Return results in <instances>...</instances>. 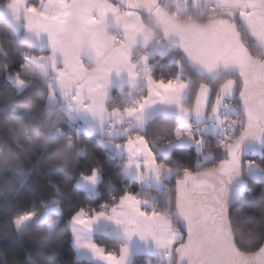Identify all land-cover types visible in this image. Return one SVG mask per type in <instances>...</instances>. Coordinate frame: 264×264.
<instances>
[{
	"label": "snow or ice",
	"instance_id": "snow-or-ice-1",
	"mask_svg": "<svg viewBox=\"0 0 264 264\" xmlns=\"http://www.w3.org/2000/svg\"><path fill=\"white\" fill-rule=\"evenodd\" d=\"M27 11L37 42L47 33L52 54L33 61L38 69L17 58L14 71L0 68V83L6 72L20 89L39 77L47 85L49 106H56L59 89L69 118L81 111L103 118L111 74L127 71L135 77L136 66L143 64L148 93L123 112L136 116L142 127L144 116L136 114L158 102L166 104L181 121L175 139L197 146L194 163L186 164L171 156L170 141L162 149L169 163L156 159L147 137L128 135L126 171L133 166L139 171L143 154L145 167L159 183L172 181L165 201L153 202L149 210L141 207L147 201L126 191L112 205L111 215L105 210L88 215L80 208L70 218L77 245L82 237L76 226L105 217L121 226L128 242L118 252L88 245L108 264H128L136 236L152 246L160 264H264V0H123L122 5L37 0ZM109 15L120 29L111 36L100 27ZM74 32L86 35L96 67L74 55L79 42L72 39ZM138 46L145 51L133 60ZM170 52L175 67L168 78H157L149 58ZM57 56L63 57V67L55 66ZM112 112L120 114L121 109ZM98 178L99 169L93 168L80 182L94 185ZM31 215L18 217L17 226Z\"/></svg>",
	"mask_w": 264,
	"mask_h": 264
},
{
	"label": "clouds",
	"instance_id": "clouds-1",
	"mask_svg": "<svg viewBox=\"0 0 264 264\" xmlns=\"http://www.w3.org/2000/svg\"><path fill=\"white\" fill-rule=\"evenodd\" d=\"M17 58L9 52L5 67L14 71ZM47 92L37 77L24 93L0 99V219L13 225L21 199L60 197L66 218L55 225L41 220L26 233L35 257L30 264H74L70 218L83 196L77 177L100 162L99 153L90 137L70 128L59 109L48 105Z\"/></svg>",
	"mask_w": 264,
	"mask_h": 264
},
{
	"label": "trees",
	"instance_id": "trees-1",
	"mask_svg": "<svg viewBox=\"0 0 264 264\" xmlns=\"http://www.w3.org/2000/svg\"><path fill=\"white\" fill-rule=\"evenodd\" d=\"M6 1L8 0H0V3H4ZM31 1L34 4L37 3V0ZM113 1L118 3L117 0ZM18 35L19 34L16 32L14 26L11 25V23L6 18L0 16V68L5 67L3 62L8 56L9 52H15L18 54V59L21 62L27 64L28 67L38 69L36 64L33 62V57L25 59L24 51L27 49L31 50V52L35 55H38L42 52H40L37 48L28 45L23 40L22 44H18ZM173 54V52H170L167 55L156 56L157 62L155 67L152 69V74L154 76L160 78L164 75H171V71L175 67V65L170 64ZM28 88L29 87H25L24 89L20 90L13 76L6 72L3 75L2 83H0V99L4 97L5 93H8V98L11 99V94L20 95ZM111 104L116 106L120 105L117 99H114ZM60 112L63 114L67 124H69V117L63 111ZM178 125L179 123L174 117L160 115L149 121L147 134L152 135V137H160L161 144H168L170 141L173 143L175 141V129ZM76 132H83L92 139L96 145L97 152L99 153L97 160L100 161L91 169L86 168L81 171L77 177V182L82 175H90L93 168L99 169L101 179L98 185V196H92L86 190L79 187L83 196L81 200L75 205V210L73 213H75L80 208H99L102 202L111 201L114 196H116L118 199L120 194L126 191L137 192V183L130 182L126 177L123 160L118 158L112 150L104 146L98 134L89 133L86 131ZM196 155L197 149L194 145H174L171 150V156L173 158L179 159L181 162L186 164L194 163ZM159 159H162V161L167 160V162L171 163V160H168L167 157L159 156ZM171 183L172 181L167 180L166 186L170 185ZM138 194L140 196L150 198V200L158 199L160 204H163L165 201L166 192H163L162 189L159 190L155 187L151 188L150 190L142 189L138 192ZM249 195H251V193ZM17 209L19 212L14 217L13 225L7 226L3 223V220L0 219V264H5V261H7L8 264H30L31 261L35 260V257L31 254V249L28 247L27 243L26 233H28L30 230V226L39 225L43 216L46 217L42 220H47L50 225L60 223L66 218V209L61 204V198L58 196H53L51 199L47 200L41 197L21 199L17 204ZM28 213H32L34 217L40 216V219H34L33 217L27 222L26 228L21 229L20 226H17L16 220L18 217L25 216ZM96 241L100 245L105 246L108 250H119L121 246L118 239L115 237H110L107 234H99L96 237ZM146 255L148 254H136L131 260L132 264H144L143 258ZM73 260L74 264H94L92 261L79 259L76 255L75 247Z\"/></svg>",
	"mask_w": 264,
	"mask_h": 264
},
{
	"label": "crops",
	"instance_id": "crops-1",
	"mask_svg": "<svg viewBox=\"0 0 264 264\" xmlns=\"http://www.w3.org/2000/svg\"><path fill=\"white\" fill-rule=\"evenodd\" d=\"M111 3L117 4L115 1L110 0ZM127 10V9H126ZM24 22H26L24 20ZM101 31L104 32L106 35H114L117 32L120 31V29L117 27L115 20L109 15L105 21H102L101 25ZM16 30V28H15ZM16 32L20 35L22 40L27 43L30 46H33L37 48L40 52V56H34L33 61L37 58H43L44 60H47V58L52 54L51 48H50V42H49V36L47 33H44L40 40L41 42H37L36 40V32L34 29H30L28 25H24L22 29L16 30ZM72 39L78 40L79 42L76 43L73 47L74 55L86 66L88 67H96L97 66V56L96 53L91 49L90 45L87 42L86 35L82 32H74L72 33ZM68 43H72L71 40L68 41ZM142 50L139 53V56L142 55L145 51L143 47H137L134 49V53L137 52V50ZM161 55L159 53L154 54V56ZM138 56V57H139ZM133 60H135V56L133 54ZM150 63V58H149ZM36 64V63H35ZM37 68L38 65L36 64ZM55 66L57 68L63 67V57L57 56L55 60ZM137 70V66L135 71ZM49 72H52V66L49 65ZM137 72V71H136ZM140 84H143L146 88L145 95L148 93V87L147 82L144 78V75H137L135 77L130 76V74L127 71L122 72L121 74L117 75L116 72H113L107 81V90H108V97L106 99V113L103 116V118L99 116H93L90 113L86 112H78L73 113V116L69 118L71 122H75L77 124V131H86L89 133H96L100 136V140L106 146L108 149L112 150L114 154L123 160V166L125 169V161L128 158V150L125 144V141L128 138V135H134L136 133H139L142 136L147 137L148 142L153 149V151L156 153V159L158 161H162V159H159V156L166 157L164 153L162 152V149L168 147V144H161L160 139L158 137H152V135L147 134V127L149 121L153 120L157 116L160 115H168L171 117H174L179 125L181 124V121L178 119L176 115V111L174 108H170L166 104L163 103H156L154 105L146 107V110L142 114H136V115H143L144 116V124L143 126H138L136 121V116H130L127 113L123 112V109L120 108L118 105H112L111 103L115 99V94L118 91L128 89V88H135L139 86ZM56 95L58 102L56 106L60 103L64 104L63 98L60 96L59 89L56 90ZM144 95V96H145ZM143 98V97H142ZM140 98V100L142 99ZM139 100V101H140ZM138 104H135L131 107H136ZM120 108L121 113L120 114H114L112 112L113 108ZM65 114L66 112L62 108V110ZM177 126V127H178ZM121 145V147H117V145ZM174 145H194L197 149V146L195 143H189V144H180L176 139L172 143V147ZM171 147V150H172ZM207 150V149H206ZM145 157L143 154H141L138 157V160L140 161V170L137 171L136 167L133 166L130 171H126V177L130 182H136L138 185V190L136 193L143 201H150V198L140 196L138 192L140 190H150L151 185L154 184V186L161 190L163 187L167 185V179L163 181V183H159L156 179V176L153 172H151L149 169H147L143 163ZM101 176L99 173L98 181L93 185L91 182L87 183L86 185L80 182V179L78 180L77 184L80 188L86 190L90 195L92 196H98V185L100 182ZM114 204H118V199L114 202ZM113 204V205H114ZM148 203L142 204L141 207H146ZM88 215H93L95 211L101 210L99 208H86ZM118 212L124 211V209H117ZM111 215V211L109 213ZM71 231H72V240L73 245L75 247L76 255L79 259H86L89 261H92L94 264H108V262L103 259L101 256L97 255L92 248L88 247L89 244L95 243L100 245L96 241V237L99 234H107L110 237H115L119 240L120 244L128 243L121 234V226H119L114 219H108L105 217H101L95 222H93L91 225H77L76 228L79 231V234L82 237L80 246L76 243V238L73 232V225L71 224ZM105 252H108L109 250L103 246ZM131 248V254L128 259V263L131 262L133 257L136 254H148V255H156L154 249L152 246H146L143 241L139 239L138 236L134 237L133 240L130 243ZM119 251V250H118ZM117 251V252H118ZM157 256V255H156ZM159 257V256H158Z\"/></svg>",
	"mask_w": 264,
	"mask_h": 264
},
{
	"label": "built area",
	"instance_id": "built-area-1",
	"mask_svg": "<svg viewBox=\"0 0 264 264\" xmlns=\"http://www.w3.org/2000/svg\"><path fill=\"white\" fill-rule=\"evenodd\" d=\"M1 4V3H0ZM17 43L18 44H22V38L20 37V35L17 36ZM142 50L138 49L137 52L134 53L135 56V60L138 59L139 53ZM24 56L27 58H32L34 56H40V54L35 55L34 53L31 52V50H25L24 51ZM156 56L152 55L150 57V64L152 65V69L155 67L156 65ZM137 73H139L140 75H144L143 74V64H138L137 65ZM164 78H168L169 75H164L162 76ZM146 92V88L143 84H140L139 86L135 87V88H128V89H124L121 91L116 92L115 94V99H117L119 101L118 105L120 108L124 109L125 107H131L135 104H138L140 98H142L145 95ZM62 103L58 104L56 107L59 109V111L62 110L61 107ZM70 128L74 129L75 131H77L78 127L77 124L75 122H71L69 121ZM61 132L64 131V129H60ZM160 139V137H159ZM151 188H155L154 184L151 185ZM163 192H166V186L162 188ZM117 200V197L114 196L113 199L111 201H104L100 204V209L101 210H105L108 211L110 213L111 211V207L114 204V202ZM155 202L157 204H160V201L158 199H151L148 204L146 205V208H148L149 210H151V204ZM118 251L116 249H111L109 251ZM144 264H160V257L156 256V255H146L144 256ZM128 264H132V262H129Z\"/></svg>",
	"mask_w": 264,
	"mask_h": 264
},
{
	"label": "rangeland",
	"instance_id": "rangeland-1",
	"mask_svg": "<svg viewBox=\"0 0 264 264\" xmlns=\"http://www.w3.org/2000/svg\"><path fill=\"white\" fill-rule=\"evenodd\" d=\"M33 4L34 3L31 0H8L0 4V16L6 18L11 23V25L16 28V30H21L25 24L29 25L30 14L27 11V8ZM24 20L26 22H24ZM33 217L34 216L31 215L30 219H32ZM45 217L46 216H43L41 220ZM30 219L24 220L20 225V228H26L27 222Z\"/></svg>",
	"mask_w": 264,
	"mask_h": 264
},
{
	"label": "water",
	"instance_id": "water-1",
	"mask_svg": "<svg viewBox=\"0 0 264 264\" xmlns=\"http://www.w3.org/2000/svg\"><path fill=\"white\" fill-rule=\"evenodd\" d=\"M117 1H118V4H119V5H122V4H123V0H117ZM248 155H250V156H251V155H252V153H248Z\"/></svg>",
	"mask_w": 264,
	"mask_h": 264
},
{
	"label": "bare ground",
	"instance_id": "bare-ground-1",
	"mask_svg": "<svg viewBox=\"0 0 264 264\" xmlns=\"http://www.w3.org/2000/svg\"><path fill=\"white\" fill-rule=\"evenodd\" d=\"M118 4V3H117Z\"/></svg>",
	"mask_w": 264,
	"mask_h": 264
}]
</instances>
